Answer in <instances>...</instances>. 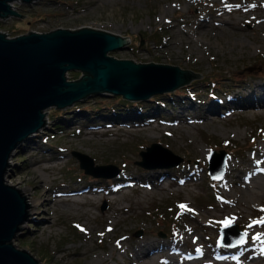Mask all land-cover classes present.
Wrapping results in <instances>:
<instances>
[{
	"label": "rangeland",
	"instance_id": "1",
	"mask_svg": "<svg viewBox=\"0 0 264 264\" xmlns=\"http://www.w3.org/2000/svg\"><path fill=\"white\" fill-rule=\"evenodd\" d=\"M261 2L264 0L14 1L12 9L24 16L0 18V30L13 36L91 27L129 37V46L108 53L115 58L176 65L204 76L179 89L152 95L151 102L134 101L144 105L142 115L130 110L132 102H122L109 93L86 97L63 109L46 108V126L14 151L8 173L14 174L15 184L21 180L19 186L28 192L36 191L44 179L39 201L51 197L53 202L48 214L41 208L27 210L26 221L13 239L16 247L29 251L40 264H88L95 254L106 257L98 264H131V249L126 254L123 247L111 243L125 235L128 246L157 238L165 244L154 264H264V224L248 227L264 218V205L257 199H251L249 207L230 205L229 200L238 197L233 184L224 186L230 174L224 171L219 180L210 181L207 172L210 151L223 149L226 160L258 173L249 159L264 152V115L240 103L251 93L256 98L258 82L264 80V46L255 49L256 42H264V32L252 20L259 12L248 8ZM205 18L206 29L197 28ZM222 18L227 23L219 25ZM166 42L176 43L166 48ZM77 73L67 75L73 79ZM213 101L224 117L204 122L201 115ZM112 119L116 122L108 123ZM155 142L183 160L170 168L137 165L139 152ZM72 151L90 156L95 165L113 164L120 171L112 179L85 174ZM35 160L43 162L30 166ZM45 166L52 169L44 170ZM129 175L141 181L113 193L68 196L70 201L57 195L72 186L108 183ZM162 175H166L164 188L142 185L147 183L142 179L152 176L157 181ZM186 180L191 181L184 184ZM260 192L264 196V188ZM90 197L96 199L94 205L82 202ZM113 198H117L116 204L111 203ZM181 204L187 207L181 209ZM225 220L247 232L243 244H218ZM257 233L260 239L253 240ZM223 250L230 253L219 255Z\"/></svg>",
	"mask_w": 264,
	"mask_h": 264
},
{
	"label": "water",
	"instance_id": "2",
	"mask_svg": "<svg viewBox=\"0 0 264 264\" xmlns=\"http://www.w3.org/2000/svg\"><path fill=\"white\" fill-rule=\"evenodd\" d=\"M14 1L0 0V18L24 16L12 9ZM19 1L29 4L34 0ZM129 42V37L91 27L30 31L10 38L0 31V264H40L29 251L13 243L30 205L20 189L5 184L4 174L11 153L46 126V108L63 109L86 97L107 93L129 101L146 100L202 76L176 65L136 63L108 54L129 46ZM70 71L81 75L70 79L66 76ZM210 153L207 172L211 179L219 180L225 171L226 152ZM72 155L83 172L95 178H113L120 171L113 164L95 165L86 154L72 151ZM139 155L141 159L135 163L145 169L170 168L183 160L156 142ZM219 233L222 246L240 245L236 241L243 231L236 223L221 226Z\"/></svg>",
	"mask_w": 264,
	"mask_h": 264
},
{
	"label": "bare ground",
	"instance_id": "3",
	"mask_svg": "<svg viewBox=\"0 0 264 264\" xmlns=\"http://www.w3.org/2000/svg\"><path fill=\"white\" fill-rule=\"evenodd\" d=\"M35 1L36 0L32 1L31 3L35 2ZM12 3L13 2H11V7H13ZM248 8L251 10H256L257 12H259L254 18H252V20L253 21L256 20L258 23V26H259L258 27L259 30L264 32V2H261V3L256 4V5H251V7H248ZM224 22L227 23V21L222 18L221 21L219 22V25H223ZM207 24H208V19L207 18L202 19L197 23V28L205 30ZM175 43L176 42H170V43L166 42V43H164V47L169 48L171 45L173 46ZM180 43L183 44L182 42H180ZM256 43H257V46L255 49H260L264 46V42L263 43L256 42ZM186 45L189 47L188 43ZM243 46H244V44H243ZM187 70H189V69H187ZM193 72H195V71H193ZM195 73H199V72H195ZM66 76H68V75H66ZM202 77H204V76H201L200 78H202ZM200 78H194V79H200ZM189 83H191V82L189 81ZM189 83L183 84L180 87H183ZM180 87H178V89ZM257 90L259 92V95L256 98L254 96L257 94H254V96L252 95V93H251V95L248 94V96L246 98L247 101L240 103V105H242L243 107L251 106L253 109H257V112L259 114L264 115V80L261 83L258 82ZM253 98H255L256 101L252 100ZM151 100H152V98L150 97L146 100V102L147 101L151 102ZM140 101H143V100H139L138 102H140ZM135 102H137V101H135ZM215 106H217V102L213 101L208 106L206 111L201 115L202 121L211 122V121H213L214 118L223 119L224 113H221L219 111V109H217ZM142 107H144V105H142ZM190 107H192V104ZM241 108L242 107H239V109H241ZM130 110L131 111L133 110V112L135 111V109L133 107L130 108ZM112 112L115 113L116 110H113ZM112 112L110 115L114 114V113L112 114ZM47 116H48V111L44 110V118L47 119ZM213 116H216V117H213ZM114 122H116V121L112 119V120H109L108 123H114ZM39 131H41V129ZM38 132H36L35 135ZM35 135H33V136H35ZM20 145H22V144H20ZM20 145H19V147H20ZM14 151L11 153V155L8 159L9 165L11 163L10 162L11 156L13 155ZM257 155H258L257 157H251L249 159V164L258 173L253 172L251 170H248V168L244 164H239L235 161H232V159H230V158L226 160L225 173H226V175H227V173H229L230 178L227 180L224 178L225 179L224 186H226L230 183L233 184L235 189H236L235 190L236 194L238 196V197H232L229 200L230 202L228 201L230 205L239 208L242 206V204H244V206L249 207V206H252L251 199H254V200L257 199L260 201V203H262L264 205V200H263L264 196H263V193L260 192L262 190V188H264V162H263L264 161V152L263 151L258 152ZM46 160L43 159V161H46ZM43 161L42 160H35L34 162L30 163V166L33 164H36L38 162H43ZM260 162H263V163L260 164ZM9 165L5 171V174H4V182H5V184H7L9 186H14L16 189L21 190L20 191V193H22L21 195L25 196L26 203H28L30 205L29 207H27L28 213L31 212L32 210L37 209V208H41L45 211V214H48L47 210H48L50 204L53 202V199L51 197H48L47 199H45L44 202L39 201V193L45 187V183H44L45 180L41 179V183L38 185L36 191L28 192L27 188H22L21 186H19V183L21 182V180H16V183H18V184H15L14 179H13L14 174L9 175V173H8ZM43 169L49 170V169H52V167L45 166V167H43ZM165 176L166 175L158 176V178H156L157 181H155L152 178V176H149L148 178L142 179V180L147 182V183L142 182V185L147 186V187L152 185L154 188L155 187L164 188L162 185V181L165 178ZM107 179H109V178H107ZM116 180H113V181L110 180L108 183L97 182L98 184L95 183L96 185H92V186L89 185L86 187H84V186L79 187L77 185L72 186L68 189H65L62 193H59L57 195H58V197H62V200L70 201L72 199L69 198L68 196L80 195V194H85V193H98V192H102V191L107 192V193H111V192L113 193V192L120 190L123 187H132L134 184L141 181L138 176H132V175L127 176V178L119 177V179L116 178ZM190 181L191 180H186L184 182V184H188V183H190ZM102 184L103 185L107 184L108 185V186L106 185L107 188H103ZM76 199L80 200L79 198H76ZM117 201H118L117 198H113L111 203L116 204ZM82 202L94 205L96 203V199L91 198V197L85 198V199H83ZM226 206H228V203L226 204ZM189 217L192 220H195V215L189 214ZM46 226L47 227L51 226V223L50 222L47 223ZM254 226H258V224H255ZM253 232L255 233V230H252V233ZM159 236H162V235H159ZM127 239L128 238L125 235H123V236L118 237L116 240L111 241V243H112V245H120L121 247H123V252L126 254H127V250L129 248L131 249V252H132L133 257H134L133 260H131V264H154V262H155L154 257L160 256V254H158V252H162V249L164 248V245H165V244H161V242L159 240H157L158 239L157 238V239H141L140 241H133V243H130L128 246V243L125 244L127 242ZM117 242H119V244ZM174 244H176V243H174ZM235 246H237V245H235ZM232 247H234V246H232ZM113 248H114V246L111 248V252L109 253L110 256L112 255V252L115 250ZM79 252H81L83 255H88L87 251H79ZM199 252H200L201 256L205 255L204 252H201V251H199ZM228 253H230V251L228 252L226 250H223L222 253L219 255H224V254H228ZM105 258L106 257H104L101 254H95L94 260H92L90 263L88 262V264H98L99 261H102L104 263L106 260Z\"/></svg>",
	"mask_w": 264,
	"mask_h": 264
},
{
	"label": "snow or ice",
	"instance_id": "4",
	"mask_svg": "<svg viewBox=\"0 0 264 264\" xmlns=\"http://www.w3.org/2000/svg\"><path fill=\"white\" fill-rule=\"evenodd\" d=\"M209 154H211V153H209ZM179 207H180L181 209H185L187 206L184 205V204H181V205H179ZM222 223H223V226H224L225 228H227V227H229V224L231 223V221H229V220H225V221H223ZM255 224H264V218H262V219H260V220H254V221H252V222L248 225V227L251 228V227H253ZM246 236H247V232H243V233H241V234H240V239H238V240L236 241V243H237V244H243V243L245 242V239H244V238H245ZM260 236H261V234L257 233L255 236L252 237V239H253V240H259V239H260ZM117 243L119 244V242H117ZM218 244H219V241H218ZM232 246H233L232 244H228V247H232ZM197 251H199V249H197ZM261 251H262V253H264V247H262ZM234 258H235V257H234Z\"/></svg>",
	"mask_w": 264,
	"mask_h": 264
},
{
	"label": "trees",
	"instance_id": "5",
	"mask_svg": "<svg viewBox=\"0 0 264 264\" xmlns=\"http://www.w3.org/2000/svg\"><path fill=\"white\" fill-rule=\"evenodd\" d=\"M80 75H81V73L80 72H78L74 77H73V79H76V78H79L80 77ZM204 77H202L201 79H203ZM168 95V94H167ZM170 95H172V94H170ZM174 95H176V94H174ZM118 98H120V100L122 101V102H127V103H130V102H132V107L135 109V111L134 112H137V113H139L140 115H142L144 112H145V107H142V105H140V106H137V104L135 105V103L133 104V102L134 101H129V100H126V99H124L122 96H118ZM144 101V100H143ZM132 112H133V110H132ZM60 116V115H59ZM64 120L65 119H67V118H63ZM23 159H21L20 161H22ZM212 179H210V181H211Z\"/></svg>",
	"mask_w": 264,
	"mask_h": 264
},
{
	"label": "built area",
	"instance_id": "6",
	"mask_svg": "<svg viewBox=\"0 0 264 264\" xmlns=\"http://www.w3.org/2000/svg\"><path fill=\"white\" fill-rule=\"evenodd\" d=\"M0 31H1V32H3V33H5V34H6V36H7V37H9V38H10V37H14V36H16V35H14V36H13V35H11V34H10V33H8L7 31H3V30H0ZM37 32H38V31H37Z\"/></svg>",
	"mask_w": 264,
	"mask_h": 264
}]
</instances>
